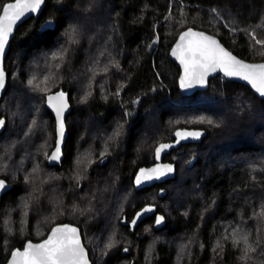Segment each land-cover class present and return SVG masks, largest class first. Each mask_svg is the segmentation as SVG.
Returning <instances> with one entry per match:
<instances>
[{
  "label": "trees",
  "instance_id": "16d2710c",
  "mask_svg": "<svg viewBox=\"0 0 264 264\" xmlns=\"http://www.w3.org/2000/svg\"><path fill=\"white\" fill-rule=\"evenodd\" d=\"M188 28L264 62V0H47L19 27L0 103V179L12 186L0 198V264L66 223L81 229L93 264H264V100L222 75L184 96L170 52ZM59 91L72 111L64 161L51 166L46 99ZM180 128L208 135L164 156L173 180L138 190L139 168ZM146 206L154 215L132 231Z\"/></svg>",
  "mask_w": 264,
  "mask_h": 264
},
{
  "label": "snow or ice",
  "instance_id": "6c2138e0",
  "mask_svg": "<svg viewBox=\"0 0 264 264\" xmlns=\"http://www.w3.org/2000/svg\"><path fill=\"white\" fill-rule=\"evenodd\" d=\"M44 0H15L14 3H7L3 6L0 14V57L3 56L5 45L8 42L9 34L13 31L16 22L28 12L37 11ZM257 44H264V41L256 40ZM178 56L184 65V78L181 81L182 87H191L192 83L202 84L209 71L222 68L228 76L241 77L249 81L254 88L264 96V64L249 65L237 60L230 53L225 51L215 39L205 36L203 33L193 32L191 29L183 33L180 43L172 53ZM5 75L0 70V89L4 87ZM86 99V97H85ZM49 104L56 110L59 118V133H64V110L67 108L66 97L63 92L48 98ZM0 120V126H3ZM177 137L187 138L199 136L197 132H177ZM170 145L162 144L157 149V155ZM59 147L56 150V157L59 155ZM54 157V158H56ZM170 165L164 168L156 167L150 170L141 169L137 177V184L143 180H150L153 177L163 176L172 172ZM4 184L0 181V188ZM163 217L157 221L159 223ZM135 223V221H133ZM12 264H86L84 253L80 245L77 229L62 226L52 230L50 237L40 244L29 242L23 252L17 250L13 253Z\"/></svg>",
  "mask_w": 264,
  "mask_h": 264
},
{
  "label": "water",
  "instance_id": "95a60500",
  "mask_svg": "<svg viewBox=\"0 0 264 264\" xmlns=\"http://www.w3.org/2000/svg\"><path fill=\"white\" fill-rule=\"evenodd\" d=\"M14 2H15V0L11 1V2H8V3H14ZM46 4H47V0H44V3L41 4L40 8L37 11L25 13V15L22 16L16 22V24L13 26V31L9 34L8 42L5 45L3 56L0 57V70H2L4 75H5L4 87L2 89H0V103L3 100V97H4V95H5L6 91H7V88H8L9 77H8V73L6 71V59H7V56L9 54V52H10L11 45H12V42H13L15 36H16L17 30L19 29L20 26H22L24 23H26L27 21H29L32 18H35V19L38 20L41 17V15L43 14V11L46 8ZM1 14H2V12H1ZM44 28L53 30V29L56 28V23L51 22V21H47L44 24ZM189 29H191L193 32L203 33L205 36H208V37H211V38L215 39L216 41L219 42V45L225 51H227L232 56H234L237 60H240V61H242L245 64H249V65H261V64H264V62H252V61H248V60H245V59H242V58L238 57L230 49H228L217 36H215L213 34H210V33L206 32V31L195 29V28H188V29H186V30H184L183 32L180 33V35L178 36L177 41L173 45V47L171 49V52H170L172 60L181 69V74H180V78H179V84H180V91H181V93L184 96L190 97V96L195 95L198 92L207 91L209 89L210 80L215 78V77H217V76H219V75H222L228 81L237 82V83L243 84L245 86H248L249 88L252 89V91L260 99L264 100V96H262L256 90V88H254L252 86V84L249 81H246V80L242 79L241 77L228 76L222 68H216L214 71H209L207 73V75L205 76V80H204V82L202 84H200V83H192L191 87H187V88L186 87H182L181 86V81L184 78V65L181 63L179 57L178 56H174L172 53L176 49V45L178 43H180L181 35L183 33H185L186 31H188ZM61 92H63L65 94L66 104H67V108L64 110V115H63L64 133H63L62 137L60 136V133H59V118L56 115V110L48 102V98L49 97L56 96L57 94H59ZM46 104H47L48 108L50 109V111L52 112V114H53V116L55 118V121H56V144H55V148L53 149V151L51 152V154L49 156V163H50L51 166H61L63 161H64L65 145H66V142H67V139H68V135H69V130H68V126H67V118H68L69 114L72 111V105H71L70 100H69V95L66 92H64V91H59V92H55V93L49 94L47 96V99H46ZM0 120H2L4 122L3 126H0V135H1L6 130L7 125H8V121H7V119L5 117H0ZM177 132H182V133H184V132H197V133H199V136L180 138V137H177V135H176ZM207 135H208L207 131L204 130V129H201V128H180V129H178L174 133V141H172L169 144H167V145H170V147L165 149V150H163V151H161L159 153V156L158 155L156 156V162L154 164H152L151 166H144V167L139 168V170L137 171V173H136V175L134 177L135 187L138 190H141V189H145V188H150V187H152V186H154L156 184H163V183H166L167 181L173 180L177 176V165L175 163L165 161L164 160V156L166 154L171 153V151H173V150H178L182 145L200 144V143H202L204 141V139L207 137ZM58 147H59L60 151H59L58 157H56V150H57ZM54 157H56V158H54ZM104 164H105V160H103L100 163V165H104ZM168 165H170L172 167V169H173L172 172L165 173L163 176L153 177L150 180H143L141 183L137 184L136 180H137V177H138L141 169L150 170V169H153V168H156V167L164 168L165 166H168ZM0 181H2L3 184H4V187L0 188V198H1L2 196H4L5 194H7L8 192H10L12 190V186L6 180L0 179ZM154 213H155V209L152 206H146L142 210L138 211L135 214L134 218H133V221H135V223H133V221L131 223V230L135 231L145 220H147L148 218L152 217L154 215ZM160 217H163V219L160 220L159 223L156 222V226L158 228H163L166 225V218L164 216L158 214L157 215V221L159 220ZM62 226H69V227L77 229V235L79 237L80 245H81V248H82L83 253H84V261H86V264H93L92 261H91V258H90L89 251H88L87 247L84 244V240H83V236H82V233H81V229L78 226L73 225V224H69V223L55 225L51 229V231L48 234L47 238L42 240V241L35 242V241H32V240H29V241L26 242V244H25V246L23 248L14 249L12 251V253L10 255V258H9V260H8V262L6 264H12L13 253L15 251L19 250V251L23 252L29 242H31L34 245L43 243L45 240H47L50 237L53 229H55L57 227H62Z\"/></svg>",
  "mask_w": 264,
  "mask_h": 264
},
{
  "label": "rangeland",
  "instance_id": "374dc122",
  "mask_svg": "<svg viewBox=\"0 0 264 264\" xmlns=\"http://www.w3.org/2000/svg\"><path fill=\"white\" fill-rule=\"evenodd\" d=\"M138 102L139 103L137 105H135L134 109L132 111H130L131 114H133V115H135L136 114V111L139 109V104H140L141 101H138ZM146 130H149V128H146ZM90 131H91L92 135H94L95 133H97V129H93V130H90ZM101 166H103V165H101ZM125 223H126V221H125Z\"/></svg>",
  "mask_w": 264,
  "mask_h": 264
},
{
  "label": "flooded vegetation",
  "instance_id": "af4514ba",
  "mask_svg": "<svg viewBox=\"0 0 264 264\" xmlns=\"http://www.w3.org/2000/svg\"><path fill=\"white\" fill-rule=\"evenodd\" d=\"M133 221V220H132ZM132 221H130L128 224L130 225V228H131V223H132ZM157 222V217H155V223ZM47 238V237H46ZM46 238H44V239H46Z\"/></svg>",
  "mask_w": 264,
  "mask_h": 264
},
{
  "label": "built area",
  "instance_id": "2783aa9c",
  "mask_svg": "<svg viewBox=\"0 0 264 264\" xmlns=\"http://www.w3.org/2000/svg\"><path fill=\"white\" fill-rule=\"evenodd\" d=\"M222 79H224V78H222Z\"/></svg>",
  "mask_w": 264,
  "mask_h": 264
}]
</instances>
